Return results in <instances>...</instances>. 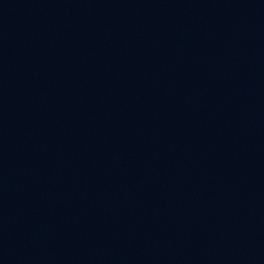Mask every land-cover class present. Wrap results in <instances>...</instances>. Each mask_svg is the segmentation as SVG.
<instances>
[{"label": "water", "instance_id": "obj_1", "mask_svg": "<svg viewBox=\"0 0 264 264\" xmlns=\"http://www.w3.org/2000/svg\"><path fill=\"white\" fill-rule=\"evenodd\" d=\"M0 264H264V0H0Z\"/></svg>", "mask_w": 264, "mask_h": 264}]
</instances>
